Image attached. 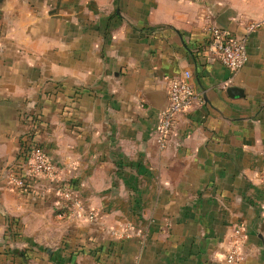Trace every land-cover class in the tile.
Returning a JSON list of instances; mask_svg holds the SVG:
<instances>
[{
    "label": "crops",
    "instance_id": "0c3cea01",
    "mask_svg": "<svg viewBox=\"0 0 264 264\" xmlns=\"http://www.w3.org/2000/svg\"><path fill=\"white\" fill-rule=\"evenodd\" d=\"M247 5L0 0V264H226L239 224L244 264H264V24L237 71L208 32L244 35L259 17ZM185 71L197 100L161 147L169 81ZM32 128L95 220L56 217L63 199L42 177L24 194L9 184Z\"/></svg>",
    "mask_w": 264,
    "mask_h": 264
},
{
    "label": "built area",
    "instance_id": "2783aa9c",
    "mask_svg": "<svg viewBox=\"0 0 264 264\" xmlns=\"http://www.w3.org/2000/svg\"><path fill=\"white\" fill-rule=\"evenodd\" d=\"M264 24V20H253L246 26L244 35L238 36L226 28L211 24L208 27L210 34L211 50L218 60L233 71L244 67L249 58L248 40L249 36ZM192 73L185 71L169 81L168 103L159 113V121L156 127L157 141L164 147L171 136L177 116L189 110L196 102L197 95L193 88ZM23 170L28 176L42 177L48 181L51 188L62 197L60 208H70L71 212L78 217L95 220L97 213L94 210H86L82 202L61 178V169L49 154L40 146H34L23 164ZM264 180V167L260 173ZM9 184L19 191L24 182L22 178L15 176L12 172L8 174ZM136 233L141 231L137 228ZM130 224L114 230L113 233L119 238L132 236ZM246 233L245 227L239 224L234 229V237L225 255L226 264H244L246 258Z\"/></svg>",
    "mask_w": 264,
    "mask_h": 264
},
{
    "label": "trees",
    "instance_id": "16d2710c",
    "mask_svg": "<svg viewBox=\"0 0 264 264\" xmlns=\"http://www.w3.org/2000/svg\"><path fill=\"white\" fill-rule=\"evenodd\" d=\"M29 121L34 123L35 127L40 126V120L36 116H29ZM36 133H37L36 129L32 128L22 136L21 146L16 155V159L12 165L7 167L9 169V172H12L15 176L22 178L24 184L19 188V192L21 194L32 191L34 188L35 181L37 180V178L35 177L28 176L23 170V164L28 158L30 150L34 146H40L43 150H45L42 144L38 141ZM61 185H66L72 190H75L77 187L76 182L74 180H65L63 184L61 183ZM55 215L56 217L58 215H61L60 219L68 218L71 215V209L70 208L58 209L55 212ZM21 228L22 226L17 218L7 216V230L5 233L6 237H8L11 241L21 240L23 238V234L20 231ZM110 244L112 245L114 244V242H111ZM96 254L98 253L96 252Z\"/></svg>",
    "mask_w": 264,
    "mask_h": 264
},
{
    "label": "rangeland",
    "instance_id": "374dc122",
    "mask_svg": "<svg viewBox=\"0 0 264 264\" xmlns=\"http://www.w3.org/2000/svg\"><path fill=\"white\" fill-rule=\"evenodd\" d=\"M247 8L252 10L251 15L259 16L253 20H264V0H248Z\"/></svg>",
    "mask_w": 264,
    "mask_h": 264
}]
</instances>
